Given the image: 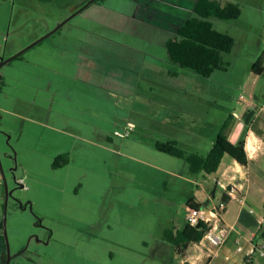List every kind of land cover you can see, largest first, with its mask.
<instances>
[{"label":"rangeland","instance_id":"1","mask_svg":"<svg viewBox=\"0 0 264 264\" xmlns=\"http://www.w3.org/2000/svg\"><path fill=\"white\" fill-rule=\"evenodd\" d=\"M216 1L242 13L210 20L235 46L209 78L171 63L164 33L128 20L131 0L109 1L101 20L82 11L1 68L9 264L184 263L163 232L182 229L189 198L205 199L203 187L213 192L215 183L152 143L179 140L207 155L228 113L247 112L241 97L264 99V74L252 72L264 56V0ZM66 13L0 0V58L53 31ZM60 155L68 164L55 168Z\"/></svg>","mask_w":264,"mask_h":264},{"label":"crops","instance_id":"2","mask_svg":"<svg viewBox=\"0 0 264 264\" xmlns=\"http://www.w3.org/2000/svg\"><path fill=\"white\" fill-rule=\"evenodd\" d=\"M33 1L39 4L56 6L60 10L71 14L88 0H51L49 3H45L42 0ZM109 1L112 0H103L100 3L93 2L86 8L88 10L87 18L91 21L101 20L102 16L105 17L106 14H109L112 11L107 6ZM131 1L133 2L134 13L128 17V20L149 26L153 31L164 33L163 45L165 47V42L174 36L176 28L193 15V7L196 0ZM163 20L165 21L162 22ZM101 25L105 26L106 22L104 21ZM22 47L21 44L14 46L11 50L8 49L9 51L6 50L5 55L0 60L12 55L15 53L14 51H19ZM262 67L264 68V64ZM239 101L240 103H246L247 112L238 114L233 111L228 113V116L232 114L234 117L232 128L228 131V138L231 143L237 144L245 137L248 166H241L234 159L225 155L216 173L211 175L203 174L204 178L213 177V182L215 183L214 191L210 192L209 189L203 187L202 191L206 196L205 199L201 200L196 195L191 198L198 203H206L205 207L211 208L222 202V197L226 194L224 187L234 186L238 189V195L243 198V202L229 199L228 204H226L222 227L227 230L230 227H234V231H230L219 256L209 260L207 249L195 244L189 248V250L195 248L197 252L195 260L191 261L193 255L191 257L187 256L190 259L189 261L186 260L187 258L184 260L190 264H212L218 258H222L226 262L232 261L233 263L245 264L247 253L264 242L263 239L258 240L256 243L254 241L264 222V99L262 100L256 92H253L250 100L246 101L243 98L242 100L239 99ZM176 141L180 146L179 140ZM217 189L219 193H216ZM3 214L4 185L0 186V264H4L6 258V243L1 226ZM239 234L243 236V240L240 241V245L243 247L242 251H238L237 246ZM208 246L206 243L207 248ZM250 264H264V260L255 255Z\"/></svg>","mask_w":264,"mask_h":264},{"label":"trees","instance_id":"3","mask_svg":"<svg viewBox=\"0 0 264 264\" xmlns=\"http://www.w3.org/2000/svg\"><path fill=\"white\" fill-rule=\"evenodd\" d=\"M49 3L51 0H42ZM103 0H96L100 3ZM240 6L233 2L221 4L216 0H196L193 15L180 24L173 37L165 42L168 60L184 69L204 78H209L217 70H225L223 55L232 52L235 40L229 34L217 31L211 19L236 20L241 16ZM264 56L258 58L252 67V72L260 76L264 72L262 67ZM234 117L230 114L223 122L220 132L207 155L189 152L181 148L176 140L154 141L152 146L161 153L184 160L188 164L189 172L193 175H211L217 172L222 159L228 155L241 166H248V157L245 150V137L237 144L231 143L228 131L232 128ZM258 133V131L255 130ZM68 164L64 155L58 156L53 165L59 168ZM222 201L228 204L229 197L224 194ZM187 207L201 209L206 203H198L193 198L187 202ZM2 226V225H1ZM205 234L203 225L199 229L187 223L182 229L167 228L163 232V239L185 260L191 246L199 244ZM264 240V222L255 236V243ZM183 264H190L184 261ZM250 264V263H246Z\"/></svg>","mask_w":264,"mask_h":264},{"label":"built area","instance_id":"4","mask_svg":"<svg viewBox=\"0 0 264 264\" xmlns=\"http://www.w3.org/2000/svg\"><path fill=\"white\" fill-rule=\"evenodd\" d=\"M240 99L242 100L243 98L241 97ZM2 185L3 181L0 176V186ZM224 188L229 199H235L239 202H243V198H240L237 195L236 187L226 186ZM186 209L187 224L192 227H197L198 225L200 227L203 225L204 227L205 234L199 242V245L207 249L209 260L217 258L220 254L221 248L226 243L230 231H234V227H230L228 230L222 227L223 214L226 209V204L222 201L217 206H212L211 208L203 207L201 209H194L186 206ZM238 240V251H242L243 247L240 245V241L243 240V236L241 234H239ZM206 243L209 245L208 248L206 247ZM255 255H258V257L264 260V242L247 253L245 264L250 263Z\"/></svg>","mask_w":264,"mask_h":264},{"label":"water","instance_id":"5","mask_svg":"<svg viewBox=\"0 0 264 264\" xmlns=\"http://www.w3.org/2000/svg\"><path fill=\"white\" fill-rule=\"evenodd\" d=\"M95 1L96 0H88L81 7H79L76 11H74L67 20H65L62 23H60L59 25H57V27L53 31H51L47 35L43 36L42 38L38 39L37 41L33 42L31 45H29L25 49L21 50L20 52L16 53L15 55L11 56L10 58L2 59L1 63H0V70H1V68L3 66H5L9 62H11L13 59L18 57L20 54H22L23 52H25L29 48L33 47L34 45L38 44L39 42H41L45 38L49 37L50 35L54 34L63 25L68 23L69 20H71L72 18L77 16L79 13H81L84 9H86L88 6H90ZM0 83H1V74H0ZM0 176L2 178L3 185H4V214H3V223H2L3 236H4V239H5V243H6V258L4 260V264H9L10 260H11V252H10V246H9V241H8V236H7L6 224H7V208H8V204H9V199L12 197L13 192L8 189L7 178H6V175H5L4 168L2 166L1 157H0ZM196 228L199 229L200 226L198 225Z\"/></svg>","mask_w":264,"mask_h":264}]
</instances>
